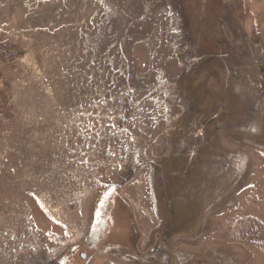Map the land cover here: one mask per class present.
Segmentation results:
<instances>
[{"label":"rangeland","instance_id":"obj_1","mask_svg":"<svg viewBox=\"0 0 264 264\" xmlns=\"http://www.w3.org/2000/svg\"><path fill=\"white\" fill-rule=\"evenodd\" d=\"M256 31L264 43V0H0V39L15 40L13 61L0 65V264L37 263L81 236V206L102 168H115L120 125L153 137L163 101L180 100L173 83L181 73L193 88L205 75L210 96L230 86L226 69L241 82L232 101L217 105L237 122L254 98L261 106L250 129L218 134L236 157L224 168L237 171L220 206L206 209L214 224L199 235L187 227L170 246L181 263L264 264V62L256 59L264 48ZM165 83L152 97L149 89ZM130 91L140 103L127 109ZM157 144L151 151H166V139ZM140 181L122 194L143 232L154 214ZM106 239L117 244L116 233ZM91 264L121 263L100 255Z\"/></svg>","mask_w":264,"mask_h":264},{"label":"flooded vegetation","instance_id":"obj_2","mask_svg":"<svg viewBox=\"0 0 264 264\" xmlns=\"http://www.w3.org/2000/svg\"><path fill=\"white\" fill-rule=\"evenodd\" d=\"M256 36L258 45L264 48L258 31ZM256 59L264 62L262 58ZM225 74L231 81L230 86L216 87L208 96L205 89L210 85H206L208 79L205 75L195 84L197 88H193V83L189 84L190 77L183 73L181 78V73L173 83L180 100L163 101V114L153 126V137L151 133L147 135L149 138L134 135L121 124L116 166L102 168L96 184L89 187L91 195L84 207L81 206L85 212L83 234L63 250L32 264H91L100 255L112 256L121 264H188L178 261L171 242L181 239L187 227L193 229L191 226H196L194 230L199 235L205 224H211L212 216L206 214V209L219 207L224 201L222 195L231 192L225 185L236 182L237 170L224 168L227 161L234 164L236 157L219 146L218 134L238 128L250 129L252 112L261 106L259 99L254 98L239 122L231 115L230 109L226 110L229 111L227 114L217 101L222 97L232 101L237 93L235 85L241 82V77H236L229 69ZM262 81L264 87V76ZM156 85L149 89L152 97L165 93L166 83L158 84L159 87ZM216 90L219 94L215 93ZM131 96L130 91L125 105L127 109L140 103L139 99L134 101ZM209 97L214 101L211 106L206 100ZM162 138L168 142L166 151H151ZM136 176L143 183L141 193L145 196L142 201L154 214L152 227L143 232L131 208L133 199L122 194L123 187ZM75 212L72 211L69 222L77 220ZM160 213L163 215H157ZM106 230L108 234L104 236ZM114 233L117 244L106 239ZM65 237L71 239L73 233ZM193 262L223 264L217 257L195 259Z\"/></svg>","mask_w":264,"mask_h":264},{"label":"built area","instance_id":"obj_3","mask_svg":"<svg viewBox=\"0 0 264 264\" xmlns=\"http://www.w3.org/2000/svg\"><path fill=\"white\" fill-rule=\"evenodd\" d=\"M15 40L0 39V65H4L13 61L15 57ZM4 78L0 73V86H2ZM0 103H1V89H0ZM121 118V116H119Z\"/></svg>","mask_w":264,"mask_h":264},{"label":"crops","instance_id":"obj_4","mask_svg":"<svg viewBox=\"0 0 264 264\" xmlns=\"http://www.w3.org/2000/svg\"><path fill=\"white\" fill-rule=\"evenodd\" d=\"M27 26H28V28H29L30 30H32V27H33V25H32V21H30V24H29V22H28V25H27ZM54 30H55V29H53V31H54ZM230 205H231V204H230ZM230 205H229V206H230ZM211 216H215V212H212V213H211ZM214 220H215V217H214ZM214 220H212L211 224H214V222H215ZM182 240H183V239H182Z\"/></svg>","mask_w":264,"mask_h":264},{"label":"water","instance_id":"obj_5","mask_svg":"<svg viewBox=\"0 0 264 264\" xmlns=\"http://www.w3.org/2000/svg\"><path fill=\"white\" fill-rule=\"evenodd\" d=\"M122 122H123V120H122Z\"/></svg>","mask_w":264,"mask_h":264}]
</instances>
